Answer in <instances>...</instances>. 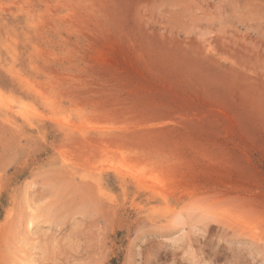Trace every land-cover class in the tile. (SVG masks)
Segmentation results:
<instances>
[{"label":"rangeland","instance_id":"1","mask_svg":"<svg viewBox=\"0 0 264 264\" xmlns=\"http://www.w3.org/2000/svg\"><path fill=\"white\" fill-rule=\"evenodd\" d=\"M0 264H264V0H0Z\"/></svg>","mask_w":264,"mask_h":264},{"label":"bare ground","instance_id":"2","mask_svg":"<svg viewBox=\"0 0 264 264\" xmlns=\"http://www.w3.org/2000/svg\"><path fill=\"white\" fill-rule=\"evenodd\" d=\"M2 99V98H1ZM2 101V100H1ZM4 102V101H3ZM10 119H12V118H10ZM6 123V122H5ZM8 124H10V123H8ZM255 234V233H254ZM257 235V234H256Z\"/></svg>","mask_w":264,"mask_h":264}]
</instances>
